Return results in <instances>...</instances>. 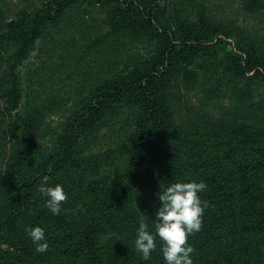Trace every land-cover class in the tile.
Here are the masks:
<instances>
[{
  "label": "trees",
  "instance_id": "trees-1",
  "mask_svg": "<svg viewBox=\"0 0 264 264\" xmlns=\"http://www.w3.org/2000/svg\"><path fill=\"white\" fill-rule=\"evenodd\" d=\"M222 1L0 0V264H165L158 238L149 260L136 251L140 216L154 231L157 194L191 181L209 202L194 264H264V0H238L257 25ZM104 129L121 133L108 155ZM45 176L66 212L45 207Z\"/></svg>",
  "mask_w": 264,
  "mask_h": 264
},
{
  "label": "clouds",
  "instance_id": "clouds-1",
  "mask_svg": "<svg viewBox=\"0 0 264 264\" xmlns=\"http://www.w3.org/2000/svg\"><path fill=\"white\" fill-rule=\"evenodd\" d=\"M205 182H176L160 191L157 196L161 207L156 212L154 231H149L142 214L139 220L135 249L147 261L156 250L157 238L162 242L161 252L165 264H194L192 254L195 249L189 238L202 231L203 219L209 202L201 198L206 191ZM38 191L46 197L45 207L54 215H59L68 195L61 184L48 186V177H43ZM26 232L37 253L49 250L45 230L42 227H30Z\"/></svg>",
  "mask_w": 264,
  "mask_h": 264
},
{
  "label": "rangeland",
  "instance_id": "rangeland-1",
  "mask_svg": "<svg viewBox=\"0 0 264 264\" xmlns=\"http://www.w3.org/2000/svg\"><path fill=\"white\" fill-rule=\"evenodd\" d=\"M9 5L12 7L15 3V0H6ZM219 1V0H215ZM221 1V0H220ZM222 3L223 8L226 12L232 13V14H238L241 20L247 21L251 23L252 25H257L258 21H256L253 18H246L244 15H240L239 13V1L238 0H223ZM232 42V40H231ZM145 49H149L148 47H141V50L144 51ZM43 53H41L40 49L37 48L31 55L28 57V59L25 61L24 66H22V75H23V82L24 86L29 92L26 90L24 101L28 100V96L31 89L34 87V84L37 80L41 79L44 74V63L43 59L41 57ZM63 113H56L50 115L46 121L47 124L52 125L53 127L59 125L60 121L63 120ZM104 137L102 138V142L100 145H98L95 150H99L104 152L106 155L111 154L110 151L113 149H117V137L121 133H115L109 129H104ZM51 135H48V137ZM43 143V142H42ZM10 147H8L7 152L0 155V171H5L7 168H9L10 160L8 158V152L10 151ZM122 164V161L119 159H115L110 161L108 164H104L100 167V171L102 174H111L115 170L119 169ZM152 191H149L151 193ZM156 193V192H155ZM61 210L66 212L65 205L63 204L61 207ZM72 213H76V209L70 210ZM118 233H114V231H108L106 233L100 234V240L101 242L105 243L108 239L112 238L113 236H116Z\"/></svg>",
  "mask_w": 264,
  "mask_h": 264
}]
</instances>
